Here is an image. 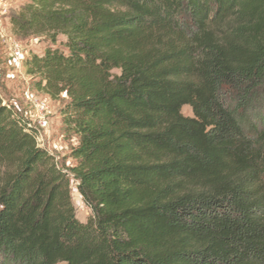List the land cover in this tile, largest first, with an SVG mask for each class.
<instances>
[{
  "label": "trees",
  "instance_id": "obj_1",
  "mask_svg": "<svg viewBox=\"0 0 264 264\" xmlns=\"http://www.w3.org/2000/svg\"><path fill=\"white\" fill-rule=\"evenodd\" d=\"M9 23L50 43L25 74L78 144L67 166L0 94V264H264V0H27Z\"/></svg>",
  "mask_w": 264,
  "mask_h": 264
},
{
  "label": "rangeland",
  "instance_id": "obj_2",
  "mask_svg": "<svg viewBox=\"0 0 264 264\" xmlns=\"http://www.w3.org/2000/svg\"><path fill=\"white\" fill-rule=\"evenodd\" d=\"M7 14L0 21V94L5 102L14 106L26 118L37 132L38 143L45 147L56 158L63 160L67 166L73 164L69 155L76 148L77 138L66 131L62 124L60 109L67 102L51 100L33 88V80L25 74L24 61L31 56H42L50 47L44 38L29 37L21 39L11 32L9 18L15 15L27 0H7ZM13 44L19 46L14 54ZM117 73V71H113ZM264 114V108H259ZM181 113L193 117L189 107L184 106ZM72 203L76 218L86 223L91 212L83 205L75 185H71Z\"/></svg>",
  "mask_w": 264,
  "mask_h": 264
},
{
  "label": "built area",
  "instance_id": "obj_3",
  "mask_svg": "<svg viewBox=\"0 0 264 264\" xmlns=\"http://www.w3.org/2000/svg\"><path fill=\"white\" fill-rule=\"evenodd\" d=\"M7 5H8L7 0H0V21H1V17L7 14ZM12 51L14 54H18V52L20 51L19 46L13 44Z\"/></svg>",
  "mask_w": 264,
  "mask_h": 264
}]
</instances>
